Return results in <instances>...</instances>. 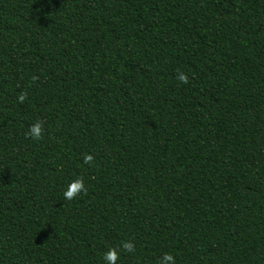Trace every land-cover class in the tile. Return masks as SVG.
<instances>
[{"label": "trees", "instance_id": "trees-1", "mask_svg": "<svg viewBox=\"0 0 264 264\" xmlns=\"http://www.w3.org/2000/svg\"><path fill=\"white\" fill-rule=\"evenodd\" d=\"M109 252L264 264V0H0V264Z\"/></svg>", "mask_w": 264, "mask_h": 264}, {"label": "clouds", "instance_id": "clouds-1", "mask_svg": "<svg viewBox=\"0 0 264 264\" xmlns=\"http://www.w3.org/2000/svg\"><path fill=\"white\" fill-rule=\"evenodd\" d=\"M180 80H185L186 78L183 75H180L179 77ZM38 130V126H34L31 131L33 134H35ZM66 196H71L72 193H65ZM125 247H129V245H125ZM105 259L109 262V264H113L115 260V255L112 252H109L106 254ZM160 264H174V258L171 254L165 253L160 261Z\"/></svg>", "mask_w": 264, "mask_h": 264}]
</instances>
